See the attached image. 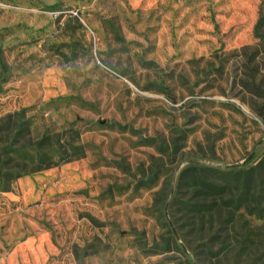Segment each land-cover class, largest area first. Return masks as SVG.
I'll return each instance as SVG.
<instances>
[{
  "label": "rangeland",
  "instance_id": "1",
  "mask_svg": "<svg viewBox=\"0 0 264 264\" xmlns=\"http://www.w3.org/2000/svg\"><path fill=\"white\" fill-rule=\"evenodd\" d=\"M8 117L83 152L0 191V264H264V217L204 213L212 253L171 224L183 170L264 159V0H0ZM259 172L227 197L264 207Z\"/></svg>",
  "mask_w": 264,
  "mask_h": 264
},
{
  "label": "trees",
  "instance_id": "2",
  "mask_svg": "<svg viewBox=\"0 0 264 264\" xmlns=\"http://www.w3.org/2000/svg\"><path fill=\"white\" fill-rule=\"evenodd\" d=\"M21 113L17 114L19 120ZM8 120L7 123L0 120V191H9L11 183L23 175L37 173L60 162L79 158L83 152L81 146L70 144L67 148L68 152L60 153L59 148L62 146L58 141H53L55 135L51 134L35 140L24 139V136L19 138L23 130L22 124L14 123L10 126L11 117H8ZM262 168H264V159L246 171L220 172L215 169L196 167L183 170L175 194V204L177 210L182 212L183 218H174L171 224L181 236L187 249L192 251L194 247L204 246L209 253H212L214 245L220 239L213 232L209 231L206 235L201 232L204 225L199 217H205L204 213L211 218L209 229L222 224L224 222L221 218L222 211L227 208L233 211V206L234 210L243 208L247 215L264 217V207H261L259 199L254 200L253 205H243L237 203L240 195L233 198L225 194L226 189L230 188L232 183L237 184L242 191L248 188L255 179L261 181L259 171ZM215 174H220V178L215 177L220 179V183L214 181ZM241 176L243 178L239 179ZM212 217H217V221H214ZM168 232L171 233L172 228L168 229ZM227 240L228 238L220 243H226ZM241 241V244L245 245L247 239L242 238ZM230 253L229 251L224 252L225 255ZM256 254L249 257V264H258L261 257L258 253Z\"/></svg>",
  "mask_w": 264,
  "mask_h": 264
},
{
  "label": "water",
  "instance_id": "3",
  "mask_svg": "<svg viewBox=\"0 0 264 264\" xmlns=\"http://www.w3.org/2000/svg\"><path fill=\"white\" fill-rule=\"evenodd\" d=\"M251 156H252V154L249 156V158L248 159H250L251 158ZM170 226H171V224H170ZM172 228V227H171ZM172 231L174 232V229L172 228Z\"/></svg>",
  "mask_w": 264,
  "mask_h": 264
}]
</instances>
